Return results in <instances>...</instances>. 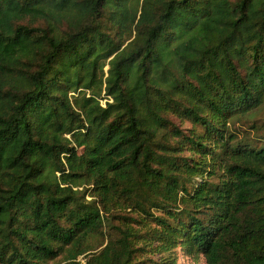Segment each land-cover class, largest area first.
Masks as SVG:
<instances>
[{"label":"trees","instance_id":"trees-1","mask_svg":"<svg viewBox=\"0 0 264 264\" xmlns=\"http://www.w3.org/2000/svg\"><path fill=\"white\" fill-rule=\"evenodd\" d=\"M264 264V0H0V264Z\"/></svg>","mask_w":264,"mask_h":264},{"label":"rangeland","instance_id":"rangeland-1","mask_svg":"<svg viewBox=\"0 0 264 264\" xmlns=\"http://www.w3.org/2000/svg\"><path fill=\"white\" fill-rule=\"evenodd\" d=\"M178 264H192V263H191L190 261L185 262V261H183V260H179ZM198 264H204V263H203V261L201 260V261H199Z\"/></svg>","mask_w":264,"mask_h":264}]
</instances>
